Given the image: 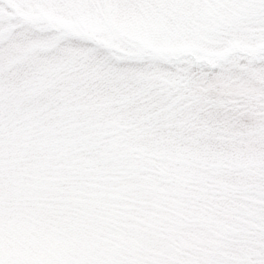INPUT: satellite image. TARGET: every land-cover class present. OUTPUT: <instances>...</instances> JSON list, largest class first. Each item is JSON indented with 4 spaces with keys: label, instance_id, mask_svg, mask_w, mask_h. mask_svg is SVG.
<instances>
[{
    "label": "snow or ice",
    "instance_id": "obj_1",
    "mask_svg": "<svg viewBox=\"0 0 264 264\" xmlns=\"http://www.w3.org/2000/svg\"><path fill=\"white\" fill-rule=\"evenodd\" d=\"M0 264H264V0H0Z\"/></svg>",
    "mask_w": 264,
    "mask_h": 264
}]
</instances>
